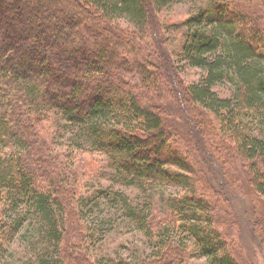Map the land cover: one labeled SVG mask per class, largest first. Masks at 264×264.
Segmentation results:
<instances>
[{
    "label": "trees",
    "instance_id": "trees-1",
    "mask_svg": "<svg viewBox=\"0 0 264 264\" xmlns=\"http://www.w3.org/2000/svg\"><path fill=\"white\" fill-rule=\"evenodd\" d=\"M176 1L0 0V216L10 198L15 212L28 208L46 219L56 243L38 264H97L77 250L90 238L87 206L79 204L89 191L74 170L79 150L56 144L60 120L93 144L85 151L110 158L117 183L189 178L173 165L194 175L209 170V188L205 178L196 181L206 200L193 192L169 198L171 210L155 208L147 219L164 232L148 264H187L198 247L213 264H242V221L264 257L263 220L254 210V197L264 199V0H209L182 21L180 58L202 71L183 91L172 85L166 29L152 21L153 10ZM154 26L150 44H139ZM174 115L189 116L192 126L184 129ZM239 165L246 189L232 173ZM237 197L242 211L232 208ZM187 208L195 222L172 225ZM7 217H0V256Z\"/></svg>",
    "mask_w": 264,
    "mask_h": 264
},
{
    "label": "rangeland",
    "instance_id": "rangeland-1",
    "mask_svg": "<svg viewBox=\"0 0 264 264\" xmlns=\"http://www.w3.org/2000/svg\"><path fill=\"white\" fill-rule=\"evenodd\" d=\"M208 3L209 0H179L167 6L163 11L150 10H153V23L161 22L166 29L162 37L172 52V54L170 53L172 57L170 62L178 80L172 84L175 91H183V85L186 86L197 81L202 73L200 69L187 65L180 58L186 31L182 21L199 8L207 6ZM150 8H152L151 5ZM120 24L127 26L123 21ZM157 30L158 27L151 30L152 33L141 35L142 39L137 40V42L141 45L150 44L149 39L155 37ZM174 57L179 64L178 72ZM220 91L222 94H226L225 88ZM185 117L187 119L184 116L174 115L173 119L183 124L182 127L185 129V125L192 126L189 122L190 117L187 115ZM54 119L53 116L49 121L53 126V132L56 131ZM64 125L65 121L57 122L59 132L56 135V144L60 148H68L70 151L79 150L74 157V170L82 178L80 182L82 189L86 187L85 191H89V194L84 196L79 204L83 202L81 205L87 206L84 208L83 217L84 222L89 225L90 238L86 244H82L81 249L77 250L83 253L86 258L95 259L97 264H148L156 251L157 240L162 239L161 235L164 232L161 229L155 230L148 227L147 219L152 215L155 208L160 209L162 215L171 210L169 198L174 201L191 192L196 193L195 197H202L203 191H206L210 186L209 180L212 179L209 170H196V175H194L191 171L187 172L178 165H173L171 170L187 174L189 178L185 180L186 177L181 175L179 180L165 179L145 186L117 183L113 178L116 170L110 158L104 154L97 155L85 151L94 148L93 144L87 142L84 135L76 128L74 129V126H67L65 129ZM1 152H3L2 148H0ZM198 160L200 159L198 158ZM238 168L237 170L234 169L232 173L236 174L235 179L246 189L248 174H245L246 170L244 169V172L241 165ZM199 177L201 180L202 178L206 179L207 188L201 184H196ZM254 198L256 203L254 210L263 220L264 233V199H260L258 196ZM204 199L206 200V198ZM237 199L238 197L232 198L231 204L232 208L239 211L242 205ZM7 200V206L4 207L6 214L2 213L0 216L4 218L9 215L6 218L8 230L7 232L5 229L2 231V238L7 236L2 240L1 264H38L37 261L43 254H54L52 248L56 242L51 239L56 240V237L54 230L48 223L44 222L46 219L38 212L28 208L21 212H15L16 205L10 198ZM197 208L196 214L200 215L204 212L203 208ZM174 209L178 210L179 206H175ZM188 209L184 210L186 214L184 219L183 214L180 217L177 214L172 225L174 222L177 225H182L183 222H195L193 216L190 215L191 212L187 211ZM177 220L179 221L176 223ZM242 223L243 234L245 235L243 239L247 250L245 252L240 249L242 254L238 252L242 259L241 263L264 264V257L261 253H254L253 250V247L256 248L258 245L259 237L257 238L252 234L251 228L246 225L245 221ZM233 230L238 232L239 228L233 227ZM159 234L161 235L159 236ZM235 245L237 246L238 243L236 242ZM196 250L197 253L188 259L189 261L187 260V264H213V258L211 259L209 255L201 252L199 247ZM233 255L235 256L234 252Z\"/></svg>",
    "mask_w": 264,
    "mask_h": 264
}]
</instances>
